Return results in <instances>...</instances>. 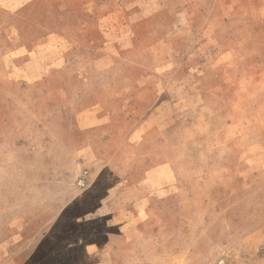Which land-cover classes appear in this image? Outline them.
I'll use <instances>...</instances> for the list:
<instances>
[{
	"label": "rangeland",
	"instance_id": "1",
	"mask_svg": "<svg viewBox=\"0 0 264 264\" xmlns=\"http://www.w3.org/2000/svg\"><path fill=\"white\" fill-rule=\"evenodd\" d=\"M0 264H264V0H0Z\"/></svg>",
	"mask_w": 264,
	"mask_h": 264
}]
</instances>
